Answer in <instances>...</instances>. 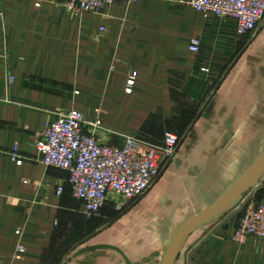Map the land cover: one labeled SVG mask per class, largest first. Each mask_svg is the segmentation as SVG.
Listing matches in <instances>:
<instances>
[{"label": "crops", "instance_id": "1", "mask_svg": "<svg viewBox=\"0 0 264 264\" xmlns=\"http://www.w3.org/2000/svg\"><path fill=\"white\" fill-rule=\"evenodd\" d=\"M70 110L99 121L97 137L116 146L130 136L161 143L159 124L189 129L137 201L110 199L87 218L68 172L45 165L35 146ZM263 156L264 19L242 36L234 19L186 0H117L99 12L0 0V264H168L184 224L250 182ZM262 200L264 175L246 202L195 221L174 264H264V237L233 239L247 201Z\"/></svg>", "mask_w": 264, "mask_h": 264}, {"label": "built area", "instance_id": "2", "mask_svg": "<svg viewBox=\"0 0 264 264\" xmlns=\"http://www.w3.org/2000/svg\"><path fill=\"white\" fill-rule=\"evenodd\" d=\"M59 1L72 12H99L117 0ZM186 1L207 17L234 19L242 36L255 33L264 19V0ZM201 44V38H194L190 49L199 53ZM135 77L136 72H133L128 80V91L132 90ZM99 124V121L87 120L80 111H61L47 122L35 142L45 165L68 172L73 195L84 202L87 218L99 216L113 195L123 197L130 204L137 201L173 161L181 142L179 134L169 130L159 144L127 137L122 146L111 145L97 137ZM12 158L19 164L23 161L17 148ZM63 191V185L59 186L57 193ZM118 209L122 210L123 206ZM251 235L264 237V200L246 205L233 239L244 242ZM18 251L23 252L24 246L19 245Z\"/></svg>", "mask_w": 264, "mask_h": 264}, {"label": "water", "instance_id": "3", "mask_svg": "<svg viewBox=\"0 0 264 264\" xmlns=\"http://www.w3.org/2000/svg\"><path fill=\"white\" fill-rule=\"evenodd\" d=\"M264 175V156L261 159V162L259 163L257 172L255 174V176L253 177V179L248 182L247 184L243 185L242 187L233 190L231 192H229L227 195H225L224 197L220 198L218 201H216L214 204H212L211 206L207 207L206 209L202 210L201 212L197 213L196 215H194L193 217H191L183 226L180 236L178 238V241L175 245V248L169 258V262L168 264H174L181 246L183 244V241L185 239L186 233L189 229V227L198 219L203 218L211 213H213L215 210H218L219 208H221L222 206H224L225 204L229 203V202H233V201H239L240 199H242L247 193L250 192V190L258 184V182L261 180V178Z\"/></svg>", "mask_w": 264, "mask_h": 264}, {"label": "rangeland", "instance_id": "4", "mask_svg": "<svg viewBox=\"0 0 264 264\" xmlns=\"http://www.w3.org/2000/svg\"><path fill=\"white\" fill-rule=\"evenodd\" d=\"M181 121V120H180ZM160 126L159 127H155V131L156 132H159V134L162 132H166V131H169V130H173V131H175V132H177L178 134H179V136H180V138H181V142H180V145L183 143V141L185 140V136H186V133H187V131H188V129L189 128H186V127H184V126H179V124H177L176 122L174 123V124H162V126H161V124H159ZM154 128V127H153ZM130 137H135V138H139V139H142L141 137H139V136H130ZM127 138V137H126ZM142 140H145V139H142ZM147 141V140H146ZM149 142H151V141H149ZM180 147V146H179ZM178 153V152H177ZM176 157H177V154H176V156H175V158L173 159V161L170 163V164H172L174 161H175V159H176ZM169 164V165H170ZM169 165H167V167L169 166ZM166 167V168H167ZM166 168H165V170H166ZM164 170V171H165ZM163 171V172H164ZM247 195H248V193L242 198V199H240L239 200V202L241 201V203L242 202H246V201H243L246 197H247ZM116 199L117 198V195H113V197H112V199ZM204 201H205V196H204V192L203 191H199V195H198V202H199V206L198 207H196V210H200V209H202V204L204 203ZM249 202H251V201H247V204L249 203ZM246 204V205H247ZM62 251H64L63 253H62V255L65 257V255L67 254V252H68V250L69 249H67L66 247H65V249H61ZM60 252V251H59ZM59 252H58V254H59ZM65 254V255H64ZM62 255H60V256H56L55 258V262H57V263H61L63 260L62 259H60V257L62 256ZM62 256V257H63ZM22 257V255H20V256H18V258H21ZM57 260V261H56ZM52 262H53V260H52ZM54 262V263H55ZM68 262V259H66L65 261H64V263H67Z\"/></svg>", "mask_w": 264, "mask_h": 264}]
</instances>
